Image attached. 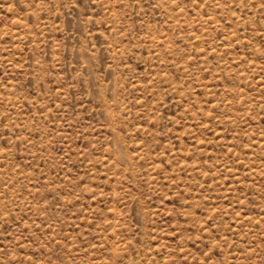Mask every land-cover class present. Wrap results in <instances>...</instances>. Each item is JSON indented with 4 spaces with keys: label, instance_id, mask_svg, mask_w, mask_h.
Here are the masks:
<instances>
[{
    "label": "rangeland",
    "instance_id": "1",
    "mask_svg": "<svg viewBox=\"0 0 264 264\" xmlns=\"http://www.w3.org/2000/svg\"><path fill=\"white\" fill-rule=\"evenodd\" d=\"M0 264H264V0H0Z\"/></svg>",
    "mask_w": 264,
    "mask_h": 264
}]
</instances>
